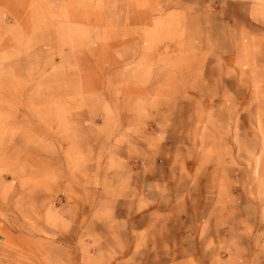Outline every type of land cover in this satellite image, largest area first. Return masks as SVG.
Listing matches in <instances>:
<instances>
[{
	"label": "rangeland",
	"instance_id": "rangeland-1",
	"mask_svg": "<svg viewBox=\"0 0 264 264\" xmlns=\"http://www.w3.org/2000/svg\"><path fill=\"white\" fill-rule=\"evenodd\" d=\"M0 264H264V0H0Z\"/></svg>",
	"mask_w": 264,
	"mask_h": 264
}]
</instances>
